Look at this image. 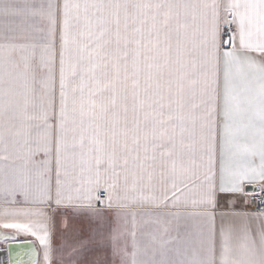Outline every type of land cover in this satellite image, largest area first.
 <instances>
[{
	"label": "snow or ice",
	"instance_id": "obj_1",
	"mask_svg": "<svg viewBox=\"0 0 264 264\" xmlns=\"http://www.w3.org/2000/svg\"><path fill=\"white\" fill-rule=\"evenodd\" d=\"M0 244L264 264V0H0Z\"/></svg>",
	"mask_w": 264,
	"mask_h": 264
},
{
	"label": "water",
	"instance_id": "obj_2",
	"mask_svg": "<svg viewBox=\"0 0 264 264\" xmlns=\"http://www.w3.org/2000/svg\"><path fill=\"white\" fill-rule=\"evenodd\" d=\"M249 190H251V186H249ZM9 259L8 245H6L0 249V264H8Z\"/></svg>",
	"mask_w": 264,
	"mask_h": 264
},
{
	"label": "crops",
	"instance_id": "obj_3",
	"mask_svg": "<svg viewBox=\"0 0 264 264\" xmlns=\"http://www.w3.org/2000/svg\"><path fill=\"white\" fill-rule=\"evenodd\" d=\"M20 239H24V237H20ZM5 246H6V244H0V249L5 247Z\"/></svg>",
	"mask_w": 264,
	"mask_h": 264
}]
</instances>
